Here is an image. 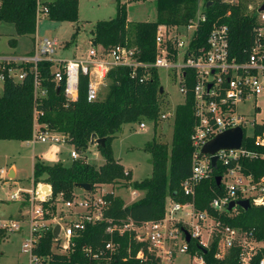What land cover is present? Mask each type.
<instances>
[{
  "label": "built area",
  "instance_id": "built-area-1",
  "mask_svg": "<svg viewBox=\"0 0 264 264\" xmlns=\"http://www.w3.org/2000/svg\"><path fill=\"white\" fill-rule=\"evenodd\" d=\"M53 1L36 0L40 20L48 17ZM224 1L234 6L240 2ZM203 4L204 0H200L197 17L191 24L158 27L157 53L152 63L141 62L134 47L119 45L106 51L97 44L93 45L94 42L83 56L69 60L55 59L53 55L58 42L47 38H36L32 56L0 57V83L3 85L7 79L23 81L28 75L26 66L33 64L35 100L48 94L46 89L41 88L38 64L52 62L53 80L57 85L64 84L67 103L78 100L81 76L88 79L87 99L93 102L100 98L110 71L116 67L131 69L132 78L138 77L139 70H143L141 82L149 80L150 69H156L159 77L160 70L165 69L174 77L179 93L184 96V103L192 95L196 121L191 137L195 149L192 175L181 185L189 200L182 203L168 197L165 216L159 221L138 223L131 218L108 216L112 206L108 195L113 193L105 185L91 192L84 191L81 199L75 194L73 199L64 200L60 195L55 202L56 210L46 205L52 197L49 184L35 185L33 181L32 189L15 191L11 199L20 203L19 212L17 216L0 214V244L11 235L27 232L21 248L26 261L18 264H51L55 257L67 256L75 251V240L89 225L101 223H107L105 234L108 240L95 247L82 246L86 264H111L121 254L122 246L116 239L125 236L129 237L130 243L123 261L134 258L154 264H204L202 255L190 252V242L197 241L200 248L207 250L211 242L218 239L217 259L223 260L231 250L238 249L239 264H264V239H259L254 231L233 227L208 212L197 211L194 204L198 185L211 178L218 168L223 169L218 175L223 194L212 200L211 208L219 215L236 217L243 210L238 202L248 200L252 206L264 200V175L257 177L247 172L244 163L264 161V117L256 119L262 111L258 101L264 100V11H259L262 5L259 4L255 11L257 25L253 41L241 54H236L231 48V27L228 23L214 25L203 45L195 41L199 28L207 21ZM251 101H254L253 117L242 110ZM41 115L36 109L33 137L27 143L68 142L66 135L50 131L46 125L40 124ZM161 118L163 121L174 119L175 112L162 114ZM145 128L146 122L140 123V129ZM237 128L244 133L241 147L217 152V166L214 168V156L203 154V147L218 135ZM71 158L77 160L80 155L72 151ZM0 177L9 179L8 170L2 169ZM133 195L137 197L136 192ZM231 203L235 206L229 210ZM57 226L59 232L55 236ZM49 232L53 234V242L49 252L43 253L46 249L44 237ZM185 232L190 235V242L186 241ZM0 255L3 253L0 252ZM182 256L186 257L187 263L178 261Z\"/></svg>",
  "mask_w": 264,
  "mask_h": 264
},
{
  "label": "trees",
  "instance_id": "trees-1",
  "mask_svg": "<svg viewBox=\"0 0 264 264\" xmlns=\"http://www.w3.org/2000/svg\"><path fill=\"white\" fill-rule=\"evenodd\" d=\"M157 19L146 22H130L127 5L119 3L114 18L99 21L95 25L93 42L109 51L119 45H127L137 49V58L144 63H152L156 58V35L160 25L181 27L195 21L200 0H155ZM255 1V0H254ZM240 0L238 5H230L224 0H204L203 9L207 21L199 28L196 40L203 45L214 25L228 23L231 27V48L233 53L241 54L250 46L257 25L256 9L250 13L249 2ZM264 0L260 1L262 4ZM230 15V16H229ZM229 16V17H228ZM48 18L58 22H79V0H54L49 7ZM39 18L36 0H1L0 23L13 24L18 36L30 35L34 41ZM76 34L72 39H75ZM13 46L17 40H13ZM15 66V64H12ZM33 64H28L27 77L16 82L7 79L0 97V140L29 142L33 137L35 110L42 115L39 123L46 125L50 131L67 136L80 158L71 165L63 163L47 165L35 161L33 181L37 185L42 180L52 187V197L46 203L56 210L55 202L62 195L64 200H71L76 194L79 184H89L92 191L101 185H118L122 181L131 180V172L115 159L113 142L116 134L124 125L134 123L156 124L163 113L164 93H160V77L156 69L149 70V80L141 82L143 70L132 78V70L127 67H116L108 76L106 96L96 101H88V79L80 77L79 98L76 102L67 103L64 95V84L57 85L52 76L53 63L43 61L38 64L41 88L48 94L35 100ZM193 98L189 95L185 103L175 109L174 132L172 144L169 146L154 139L145 146V151L152 157V176L141 181L128 184L134 190L144 192L137 201L126 204L121 197L108 195L112 202L108 216L122 219L131 218L135 222L159 221L164 218L168 197L178 202L189 200L182 191V183L192 175L193 155L192 133L195 126ZM105 139V146H97L104 163L100 167L92 165L84 159V154L91 146L93 135ZM249 173L260 177L264 175V161L244 162ZM223 169L218 168L213 176L202 181L197 189L194 204L197 211L223 219L233 227L245 231H254L259 239H264V200L252 205L248 211L241 210L236 217L219 215L211 208L214 198L223 194L222 186L217 183L218 175ZM128 172V174H126ZM107 223L89 225L82 235L75 240L74 252L67 256L55 257L51 264H86L87 260L81 252L84 245H103L108 237L105 234ZM122 249L120 257L111 264H154L151 261L140 262L134 258L123 261L127 255L129 237L117 238ZM48 253L53 242V234L44 237ZM218 239H214L207 248V254L200 249L197 241L190 242V252L204 257V264H239V251L233 249L223 259L216 257ZM136 250V248H135Z\"/></svg>",
  "mask_w": 264,
  "mask_h": 264
},
{
  "label": "rangeland",
  "instance_id": "rangeland-1",
  "mask_svg": "<svg viewBox=\"0 0 264 264\" xmlns=\"http://www.w3.org/2000/svg\"><path fill=\"white\" fill-rule=\"evenodd\" d=\"M254 1V0H253ZM261 0L249 2L250 13ZM119 3L127 5L130 22L155 21L157 19V7L155 0H79V22H58L43 18L38 22L37 39L57 40L58 46L53 58L60 60L72 59L76 55L86 54L92 46L95 25L99 21L114 18L117 14ZM1 4V0H0ZM76 34L75 39H72ZM17 40L13 46L12 41ZM35 41L32 36H18L13 24L0 23V57L9 55H34ZM161 87L164 88L163 113H174L178 105L184 103V96L179 93V88L174 77L165 69L160 70ZM107 86L102 89L101 99L106 96ZM3 95V84L0 83V97ZM262 111L256 116L257 120L264 117V100L259 99ZM254 101L248 103L242 110L254 116ZM174 132V119L163 121L161 116L156 124L147 123L144 130L139 123L127 124L116 134L113 142L114 156L125 169L131 172L130 181H122L118 185H105L114 197H121L126 204L133 203L144 196V192H136L128 187L135 181H141L152 176V157L146 152L145 146L154 139L159 143L172 144ZM72 151L75 147L68 142L43 144L18 141L0 140V171L10 170L14 167L17 176L8 178L0 177V214L3 216H17L20 203L13 201L11 196L17 190L27 191L33 188V168L35 161L44 162L47 165L63 163L71 165ZM84 159L96 167L104 163V159L96 145H91L84 154ZM40 185L48 184L42 180ZM137 193V197L133 195ZM79 199L83 198L84 191L76 189ZM63 208V205L59 206ZM27 232L22 231L11 235L0 244V264H18L26 261V256L21 252L22 244L27 238ZM207 239L210 237L206 236ZM181 263H187L186 257L178 259Z\"/></svg>",
  "mask_w": 264,
  "mask_h": 264
},
{
  "label": "water",
  "instance_id": "water-1",
  "mask_svg": "<svg viewBox=\"0 0 264 264\" xmlns=\"http://www.w3.org/2000/svg\"><path fill=\"white\" fill-rule=\"evenodd\" d=\"M260 12L264 11V3L261 5ZM93 45H96V42L93 43ZM160 93H164V88L160 87ZM244 133L241 129H233L226 131L220 135H218L215 139L208 142L202 149V153L205 155H213L212 158V166L216 168L217 166V157L215 154L219 152L220 150H231V149H239L241 147L242 141H243ZM91 145H96L100 147L105 146V139H99L97 135H93ZM9 177H14L13 174H10ZM221 177H217V183L220 184ZM77 188L82 189L85 192H91L92 186L89 184H79ZM238 205L242 207L243 210L248 211L251 208L250 202L248 200L240 201L238 202ZM235 206L234 203H231L229 206V210H231ZM59 232V226L56 227L54 235L57 236ZM186 234V241L190 242L191 237L190 235L185 232ZM204 254H207V250L204 248H200Z\"/></svg>",
  "mask_w": 264,
  "mask_h": 264
},
{
  "label": "crops",
  "instance_id": "crops-1",
  "mask_svg": "<svg viewBox=\"0 0 264 264\" xmlns=\"http://www.w3.org/2000/svg\"><path fill=\"white\" fill-rule=\"evenodd\" d=\"M37 38V36L35 35V39ZM93 42V41H92ZM83 55H85V54H82V55H76L75 57H73V58H77V57H80V56H83ZM10 56H14V57H23V56H29V55H10ZM72 58V59H73ZM69 60V59H68ZM67 166V165H66ZM125 168V167H124ZM126 171H129V170H127L126 169ZM10 174H13L14 175V177L16 178V176H17V172H16V169L14 168V167H11V169L10 170H8V175H10ZM136 192H141V191H136ZM130 204V203H129Z\"/></svg>",
  "mask_w": 264,
  "mask_h": 264
}]
</instances>
